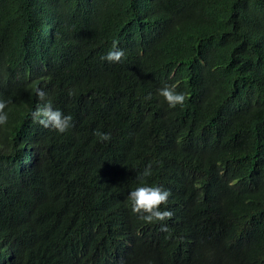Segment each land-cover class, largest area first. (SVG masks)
Here are the masks:
<instances>
[{"label": "trees", "instance_id": "1", "mask_svg": "<svg viewBox=\"0 0 264 264\" xmlns=\"http://www.w3.org/2000/svg\"><path fill=\"white\" fill-rule=\"evenodd\" d=\"M0 99V264H264V0H0ZM149 163L167 232L127 201Z\"/></svg>", "mask_w": 264, "mask_h": 264}, {"label": "clouds", "instance_id": "2", "mask_svg": "<svg viewBox=\"0 0 264 264\" xmlns=\"http://www.w3.org/2000/svg\"><path fill=\"white\" fill-rule=\"evenodd\" d=\"M125 58L123 49L113 44L106 55L102 56V60L109 63H120ZM158 95L163 98L168 107L175 109L178 106L182 107L186 102V94L177 91V85L165 84L157 90ZM69 96L73 93L69 91ZM37 96L44 100L46 93L42 89H37ZM146 100H151V95L145 97ZM10 100L0 99V127L9 123V104ZM31 119L33 123L40 125L45 129H50L58 134L67 133L73 125V117L70 114H65L61 109L54 108L51 102L38 104L31 112ZM100 142H107L111 140L110 133L97 130L93 133ZM152 175V164L149 163L138 175L140 183L128 193L127 201L130 204L132 214L137 216L140 221L147 224L159 223L161 224V231L167 232V225L164 223L170 220L173 212L168 210L167 205L172 193L164 187L156 184H149L146 178ZM163 206V207H162Z\"/></svg>", "mask_w": 264, "mask_h": 264}]
</instances>
